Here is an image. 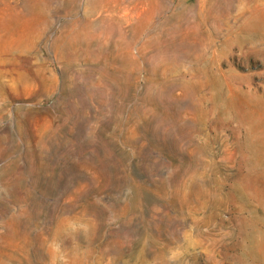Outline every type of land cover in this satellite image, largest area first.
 Returning <instances> with one entry per match:
<instances>
[{"label":"rangeland","instance_id":"1","mask_svg":"<svg viewBox=\"0 0 264 264\" xmlns=\"http://www.w3.org/2000/svg\"><path fill=\"white\" fill-rule=\"evenodd\" d=\"M0 264H264V0H0Z\"/></svg>","mask_w":264,"mask_h":264}]
</instances>
